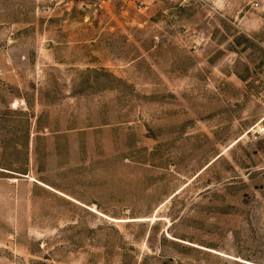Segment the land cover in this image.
Instances as JSON below:
<instances>
[{"label": "rangeland", "instance_id": "rangeland-1", "mask_svg": "<svg viewBox=\"0 0 264 264\" xmlns=\"http://www.w3.org/2000/svg\"><path fill=\"white\" fill-rule=\"evenodd\" d=\"M264 0H0V264H264Z\"/></svg>", "mask_w": 264, "mask_h": 264}, {"label": "built area", "instance_id": "built-area-1", "mask_svg": "<svg viewBox=\"0 0 264 264\" xmlns=\"http://www.w3.org/2000/svg\"><path fill=\"white\" fill-rule=\"evenodd\" d=\"M262 104L264 106V93L262 94ZM264 128H260V127H257V132H259L260 130H263Z\"/></svg>", "mask_w": 264, "mask_h": 264}]
</instances>
